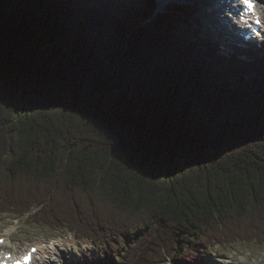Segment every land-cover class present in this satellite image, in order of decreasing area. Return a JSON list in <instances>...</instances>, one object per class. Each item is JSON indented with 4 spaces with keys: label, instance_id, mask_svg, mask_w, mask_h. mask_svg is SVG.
<instances>
[{
    "label": "trees",
    "instance_id": "trees-1",
    "mask_svg": "<svg viewBox=\"0 0 264 264\" xmlns=\"http://www.w3.org/2000/svg\"><path fill=\"white\" fill-rule=\"evenodd\" d=\"M195 7L0 0V214L104 245L81 264L264 245V56Z\"/></svg>",
    "mask_w": 264,
    "mask_h": 264
},
{
    "label": "rangeland",
    "instance_id": "rangeland-1",
    "mask_svg": "<svg viewBox=\"0 0 264 264\" xmlns=\"http://www.w3.org/2000/svg\"><path fill=\"white\" fill-rule=\"evenodd\" d=\"M223 1L224 0H158L160 11L188 2L197 4L191 16L195 15L197 18H202L204 20L205 31L209 30V32L212 33V37L217 39L219 45L222 42L225 43L226 47L225 50L222 49V53L233 58L236 51L227 46L229 42L228 39L225 38L229 26H227L218 12V8L225 3ZM260 47L264 48V44L260 45ZM263 48L259 53H262L264 56ZM257 49H259V47H256L255 50ZM240 56L239 54V57ZM11 225L14 226L12 239H14L17 245H25L28 241H31L30 243L39 241L48 242L60 236L62 237L60 239H65L66 242L62 248L64 252L60 249V254L57 258H53L50 264H78L81 261L83 262L88 255H90V257L94 255L95 257L99 255L102 249H106L103 248V244L95 243L94 240V242L87 238L80 240L77 237L74 239L76 235L73 232L71 233L66 230L51 231L41 226L29 227L26 224V217L16 218L3 213L0 214V234L6 231V228ZM82 242H84V244H82ZM26 248H28V245H26ZM209 254L208 256L204 254L206 256V264H264V245L255 243H235L229 246H217L214 247ZM104 257H106V255Z\"/></svg>",
    "mask_w": 264,
    "mask_h": 264
},
{
    "label": "bare ground",
    "instance_id": "bare-ground-1",
    "mask_svg": "<svg viewBox=\"0 0 264 264\" xmlns=\"http://www.w3.org/2000/svg\"><path fill=\"white\" fill-rule=\"evenodd\" d=\"M220 1H222V0H220ZM218 12L220 13L221 17L224 19L225 23H226L227 20L231 19V22L229 24L232 27H234L235 26V22L232 21V15L235 16L236 13L243 12V3L241 2V0H225V4L218 8ZM226 37H228L227 39H229L230 41H235L236 43H238L234 39V37H232V36H226ZM229 43H231V42H229ZM244 45H246V43ZM5 236H8V240L3 246H1L0 253L3 252L5 249H8V252H14V253H24L25 252L24 248H21V249H18V248L14 249L13 248V251H12V249H10V248H12V247H10V243H12V241H11L12 228L9 229V232ZM0 237H2V236H0ZM61 243H62L61 240L60 241L57 240V244L58 245L56 247L40 245V248L43 250L42 253H52L54 251V249H57L58 251L60 250V246L59 245ZM37 244H42V242H37V243L30 244L29 247L32 246V245H37ZM82 244H84V242H82ZM51 260H53V258H51L50 261ZM50 261H49V264H50Z\"/></svg>",
    "mask_w": 264,
    "mask_h": 264
},
{
    "label": "snow or ice",
    "instance_id": "snow-or-ice-1",
    "mask_svg": "<svg viewBox=\"0 0 264 264\" xmlns=\"http://www.w3.org/2000/svg\"><path fill=\"white\" fill-rule=\"evenodd\" d=\"M241 2L243 4L248 5L249 7H252V0H241ZM0 243H2V241H0ZM34 251V250H33ZM30 260V255H26L23 258V264H28V261ZM17 264H20V262H17Z\"/></svg>",
    "mask_w": 264,
    "mask_h": 264
}]
</instances>
